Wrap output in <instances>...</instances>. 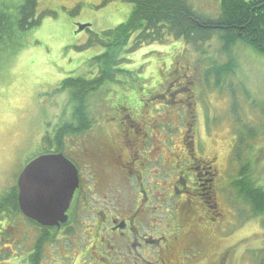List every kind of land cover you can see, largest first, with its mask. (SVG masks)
Listing matches in <instances>:
<instances>
[{"label":"rangeland","instance_id":"1","mask_svg":"<svg viewBox=\"0 0 264 264\" xmlns=\"http://www.w3.org/2000/svg\"><path fill=\"white\" fill-rule=\"evenodd\" d=\"M186 1L201 16L212 20L219 17V0ZM15 2L0 0V7L4 3L11 14ZM131 10L128 0H39V26L21 36L22 47L17 52H7L0 60V196L13 191L24 165L49 147L47 137L54 127L62 125L64 150L69 144L74 150L80 146L97 168L93 173L105 176L104 161L108 159L109 165L117 162L111 154L113 148L120 152L123 136L132 139L123 127L126 115L116 114L114 109L132 104L130 134L137 137L140 133L144 138L152 135V144L159 146L149 155L157 161L150 164L149 175H157L152 179L165 186L164 174H170L168 161L182 155L181 146L188 134L201 145L203 153L197 156L211 162L220 178L222 189L215 202L221 216L216 220L222 222L223 229L219 237L200 232L206 253L188 264H211L214 254L227 250L225 264H260L264 259V219L253 217L231 182L241 167L247 166L252 180L264 191V56L239 41L228 54L221 52V44L212 36L200 46L181 51L171 41L144 44L125 52L122 60L113 59L112 52H104L99 41L106 37L105 31L124 23ZM85 24L89 30L75 34L77 25ZM227 60L234 73L218 81L212 69ZM77 77L88 82L101 78V85L60 87L63 80ZM84 112L96 121L92 129L80 135L69 124L74 118L82 123ZM135 112L139 113L137 119ZM97 125H103L102 131ZM162 143L171 153L164 151ZM161 152L164 159L157 158ZM125 155H120L122 164ZM108 174L120 188L111 170ZM2 220L0 216V223ZM12 220L13 227L4 225L2 230L0 264H14L12 255L19 252L31 253L40 264H83L87 260L80 259L75 248L80 243L77 234H89L79 224L75 232L67 228L64 235L61 233L64 249L58 251L60 254L44 248L39 260V252L28 249L38 230L23 217ZM13 241L19 243L13 245ZM186 241L177 247L183 250Z\"/></svg>","mask_w":264,"mask_h":264},{"label":"flooded vegetation","instance_id":"2","mask_svg":"<svg viewBox=\"0 0 264 264\" xmlns=\"http://www.w3.org/2000/svg\"><path fill=\"white\" fill-rule=\"evenodd\" d=\"M131 105L114 109V113L126 115L123 127L132 139L123 136L120 152L113 148L111 154L117 162L114 161L109 165L108 159L104 161L109 167L102 170L105 176L102 175L103 173H93L94 168L95 170L97 168L79 145L77 150H74L70 144L65 150L63 149L62 153L77 170L78 187L66 211V223L61 225V229H56L60 234L54 241H47L43 247L47 248V252H51L53 248L57 250V254H60L58 251L64 249L61 233L67 228L75 232L79 224L89 232L86 235L82 232L77 234L80 243L75 248L80 252V259H87L83 264L195 262L206 253V243L201 239L200 232L209 237H219L223 229L222 222L216 220L218 219L216 217L221 216L216 210L215 202L222 189L219 185L220 178L211 162L197 156L203 153L201 145L195 141L193 135L188 134L184 139L185 144L181 146L182 155H177L175 157L177 160L168 161L170 165L166 170L170 174H164L165 179L162 183L165 186L162 187L157 180L152 179H157V175H149L150 164L157 161L149 155L159 146L152 144L155 141L152 135L144 138L138 132L137 137L140 138H137L130 134L134 122ZM135 117L137 119L139 116L135 115ZM188 131L191 133L192 130L188 129ZM164 151L171 153L172 150H167L164 146ZM122 153H126L124 164L120 156ZM164 155L161 152L157 158L164 159ZM172 165L174 167H171ZM108 170H111L117 184H121L128 193L121 191V185L120 188L116 185ZM197 227L198 230L195 229ZM184 240L187 241L183 250H180L177 245ZM28 242L29 237L26 243ZM18 243L12 242L13 245ZM30 248L31 245L28 249ZM227 251L214 254L211 264H225ZM31 255V253L19 252L12 255V261L14 264H35Z\"/></svg>","mask_w":264,"mask_h":264},{"label":"trees","instance_id":"3","mask_svg":"<svg viewBox=\"0 0 264 264\" xmlns=\"http://www.w3.org/2000/svg\"><path fill=\"white\" fill-rule=\"evenodd\" d=\"M38 2L39 0H16L11 14L7 13V5L1 4L0 60L5 59L7 52H17L19 47H22L21 36L39 26L40 16L36 14ZM128 2L132 4L128 19L116 28L105 31L104 40H98L104 52L107 50L112 52L113 59L122 60L121 55H126L125 52H133L144 44L161 45L171 41L181 51L188 47L193 48L204 44L212 39V36H215L221 44V52L228 54L231 47L239 41L248 45L250 50L256 54L264 56V0H219L220 14L213 20L197 14L186 0H128ZM48 13L50 14V12ZM77 30L78 28H76L75 34L79 33ZM231 65L227 60L222 65L214 66L212 71L218 81H222L234 73ZM98 83L101 85V78L88 82L77 77L63 80L60 87L83 89L84 85L90 84L93 87L92 84ZM215 85L217 86V82ZM166 107L162 109H166ZM79 114L75 117L78 118ZM81 114L82 123L78 122L79 118H74V122L69 124L72 130L79 132L80 135L83 131L92 129L96 121L90 119L85 112ZM135 115L139 116L136 112ZM54 128L56 129L52 131L53 133L47 137L50 139V141L48 139L49 147H44L39 155L63 151L64 126ZM97 128L101 130L103 125H97ZM249 133L251 134L250 131ZM231 188L236 192L237 197L249 206L253 217L264 219V191L252 180L247 166L241 167L237 178L231 182ZM11 193H13L12 197L9 196ZM0 216L3 219L0 223V239L2 241L4 225L13 227L15 223L12 219L23 217L17 205L16 184L13 191L0 196ZM23 219L39 232L37 238L33 239L29 252H39L40 255V252L44 250V247L40 250L41 246L47 241H54L60 234L55 228L41 227L24 217ZM65 231L67 229L62 232L63 235ZM37 259H42V256H38ZM34 263L39 264V261L34 260ZM260 264H264V259Z\"/></svg>","mask_w":264,"mask_h":264},{"label":"water","instance_id":"4","mask_svg":"<svg viewBox=\"0 0 264 264\" xmlns=\"http://www.w3.org/2000/svg\"><path fill=\"white\" fill-rule=\"evenodd\" d=\"M87 27L88 24L77 25V31ZM77 187V171L61 153L40 155L18 175V209L41 227L58 228L67 221L65 213Z\"/></svg>","mask_w":264,"mask_h":264}]
</instances>
